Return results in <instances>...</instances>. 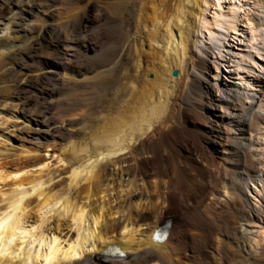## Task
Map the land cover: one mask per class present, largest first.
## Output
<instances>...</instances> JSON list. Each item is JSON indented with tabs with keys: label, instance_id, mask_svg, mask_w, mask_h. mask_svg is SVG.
Segmentation results:
<instances>
[{
	"label": "bare ground",
	"instance_id": "obj_1",
	"mask_svg": "<svg viewBox=\"0 0 264 264\" xmlns=\"http://www.w3.org/2000/svg\"><path fill=\"white\" fill-rule=\"evenodd\" d=\"M210 2L83 0L60 17L56 0H0V264H264L235 224L264 218L247 139L264 119L196 54L253 95L264 30L234 59L241 0Z\"/></svg>",
	"mask_w": 264,
	"mask_h": 264
},
{
	"label": "rangeland",
	"instance_id": "obj_2",
	"mask_svg": "<svg viewBox=\"0 0 264 264\" xmlns=\"http://www.w3.org/2000/svg\"><path fill=\"white\" fill-rule=\"evenodd\" d=\"M209 1H211V2L209 5L208 14L212 15V13L215 9V6L213 4V2L215 0H209ZM231 1H233V0H226L227 3H224V6L226 5V7L228 8L229 3H231ZM56 4H57V6H56L57 15L58 16L60 15V17H64L66 15V14H64V12H67L70 8L72 9V7L74 8V7H77L79 5L81 6L83 4V0H56ZM241 4H242V10L244 13V20H243V22H241L237 26V30L240 32V35L241 34L242 35L240 36L239 40H233L231 38L228 41V44L230 47L229 49L233 53V57L235 56L234 59L237 58L236 56L240 57L243 54L245 55V53L248 52V50H249V48H248V44H249L248 41L250 39L249 28H250L251 24L254 25L258 31L264 30V0H241ZM115 13L118 14V12H115ZM72 15L73 16L70 15L71 18L69 19L70 26L79 21L78 16L80 15V13H77L75 15L72 14ZM73 17L77 18V19L74 20ZM70 26H67V27L63 26L62 27V30H63L62 34H64V33L68 34V32L70 31L69 30ZM101 32H102V37H101L102 44L100 45V47H101L100 50L104 51L105 48L110 46L111 42L108 41L109 35H108V32L105 33V27H101ZM117 38L118 37L115 38V41L117 40ZM115 45H118V43H115ZM41 48H42V50H41ZM41 48L37 52L34 53L35 55L37 53V55L35 56L36 59H34L35 61H31V63H30L31 64L30 66L33 69L35 68V70H38V73H39V71L41 72V69H43V65L45 64V62L47 60L54 58V57H52V56H54V53H53V50L51 49V46L45 45ZM196 54L198 57H200L204 60H207L210 63V65L212 66V68H213L212 73H205L203 71L204 74H206L208 77H210V80L212 83L215 84V78H214L215 76L214 75H216L218 73V74H220L219 78H218V82L222 83L223 86L230 88L231 90H234V91H236L238 88L244 90L246 92V97H248L246 99V102L249 105H251L253 110L264 119V79L263 78L256 75L255 77L253 76L248 80L256 89L252 95L249 92H247V90L245 89V86L243 87L242 85L238 84L236 77H234L233 74L228 73V71H226L225 67H223V69L220 68V65L218 64L216 57L213 54H210V55H206V54H202V53H200V54L196 53ZM89 55L91 56L92 53H89ZM99 57H101V56L99 55ZM92 59L90 61L91 63L89 62L90 65H94V63H95V58H92ZM38 61H40V62H38ZM100 61H101V59H100ZM231 61L233 62V60H231ZM32 62H35V63L32 64ZM232 62L229 64L230 65L234 64V62L233 63ZM36 63H38V64H36ZM261 64L264 66V60L261 61ZM215 65H217V67H219V68L216 69ZM247 74H245L244 76H247ZM49 82L52 83V81H49ZM36 98L38 99V97L35 96L34 101L38 102V100ZM35 102H33L32 105H30L32 108V111L37 109L36 106H38V105H37V103L35 104ZM34 108H36V109H34ZM195 109L199 114H203V111H201L200 109H198L196 107H195ZM247 139H248L249 143L251 144V151H252V153L255 154V157H256L255 159L261 160L264 162V120H263L262 126H260L258 129H256L253 133H250L248 135ZM263 168H264V166H263ZM250 190H251V192L249 193V198L251 199L252 204H254L256 206H260L262 203L261 200L264 197V184H261L259 182L250 183ZM199 202H201V201H199ZM216 219L218 221H220L221 224L226 222L223 215L216 216ZM263 219L264 218H260L258 220L253 221V222H246V223L245 222L239 223V220H235L236 226L241 228L245 232H247L248 237L252 241V244H253L252 246H250V250L254 251L255 253L260 251L262 246H264V220Z\"/></svg>",
	"mask_w": 264,
	"mask_h": 264
}]
</instances>
